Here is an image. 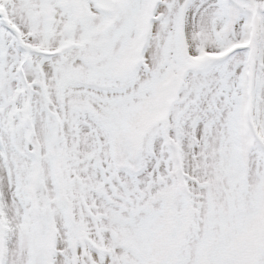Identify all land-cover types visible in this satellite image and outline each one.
Wrapping results in <instances>:
<instances>
[{
  "label": "snow or ice",
  "instance_id": "snow-or-ice-1",
  "mask_svg": "<svg viewBox=\"0 0 264 264\" xmlns=\"http://www.w3.org/2000/svg\"><path fill=\"white\" fill-rule=\"evenodd\" d=\"M0 264H264V0H0Z\"/></svg>",
  "mask_w": 264,
  "mask_h": 264
}]
</instances>
